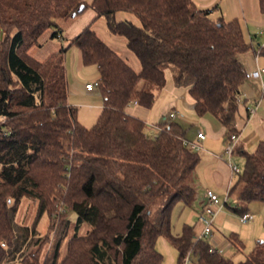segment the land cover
Wrapping results in <instances>:
<instances>
[{
	"label": "trees",
	"instance_id": "16d2710c",
	"mask_svg": "<svg viewBox=\"0 0 264 264\" xmlns=\"http://www.w3.org/2000/svg\"><path fill=\"white\" fill-rule=\"evenodd\" d=\"M81 6L80 14L91 9L94 19L66 48L43 61L28 54L46 31L62 39L60 23L80 15ZM258 7L264 14V0ZM216 8L199 9L192 0H0V264H161V237L175 247L178 264L188 254L197 264H264V241L234 263L210 253L212 244L199 240L194 226L183 224L173 234L175 207L191 208L195 199L199 150L188 147L179 123L161 121L148 135L145 124L126 112L133 102L151 109L169 70L174 86L187 88L196 116L212 115L227 138L238 135L246 80L240 58L258 52L264 64V46L248 41L237 19H212ZM119 13L139 25L118 21ZM100 18L110 35L124 41L139 71L92 29ZM71 47L83 66L99 73L102 109L89 128L68 103L65 52ZM232 156L243 164L227 194L233 207H225L240 217L250 203L264 202V141L252 152L237 146ZM24 199L37 203L31 227L15 222ZM64 208L75 221H52L57 236L40 261L32 250L46 240L35 225ZM229 241L241 249L235 235Z\"/></svg>",
	"mask_w": 264,
	"mask_h": 264
},
{
	"label": "crops",
	"instance_id": "0c3cea01",
	"mask_svg": "<svg viewBox=\"0 0 264 264\" xmlns=\"http://www.w3.org/2000/svg\"><path fill=\"white\" fill-rule=\"evenodd\" d=\"M192 1L199 9H213L218 6L219 2L218 0ZM239 1L243 9L242 11L245 14L244 20L246 22V30L243 25L242 28L245 30L246 39L250 41L251 38V42L254 44H264V14L259 11L258 0ZM248 8L252 10L247 15L245 12H247L246 9ZM249 26L252 28L254 26V32L251 33L248 30ZM82 30L76 27L74 33L71 31V33L67 34L68 40L64 44V48H66L69 42ZM108 35V39H111L113 43L121 47H126L124 41L119 42L114 39L117 41L114 42L113 38H111L112 35L109 33ZM107 46L110 47L109 45ZM110 48L116 50L114 47ZM126 60L128 62V59ZM240 60L245 72H251L255 69L253 54L251 52L241 56ZM258 66L264 68L262 59L261 62H258ZM65 69L68 80V103L78 109L77 118L79 123L89 128L95 123L101 112L102 98L97 89L88 92L85 86L90 82H96L99 73L94 66L82 65L80 52L74 47L67 48L65 52ZM185 101L186 104L184 103ZM185 105L190 108L191 112L194 114L192 119L185 118L183 113H181L180 109ZM193 107L194 102L188 95L187 88L175 87L170 71L166 70L165 86L157 95L156 101L151 109H144L138 105H132L126 109L128 115L138 118L145 124L146 133L148 135H150L151 132L154 133L155 127L161 121L177 122L176 120H178L181 126H187L188 124L197 126L198 131L196 134L202 133L205 135V139L201 143L202 149L198 151L201 156V162L195 171V199L191 208L182 204H178L175 207L172 216V226L174 224L173 217H175V222H177L180 216L185 214L188 209H191L193 216L197 218L205 203L206 191L210 190L220 198V194L226 195L227 188L231 187L236 179V176L231 175L228 158L223 153L227 138L225 128L222 127L219 121L212 115L206 114L201 117L196 116ZM249 109H255L254 113L250 114ZM170 113L176 114V117L174 119H169ZM236 128L239 131L238 147H241L246 152H252L260 141H264V75L260 80L246 79L240 88V102L238 103ZM196 134L189 137V139L186 137V139L194 141L196 139ZM233 157L235 156H232V162ZM199 232L200 226L198 231L194 226V233L196 236ZM211 242L212 246L222 251V254L226 251V244H230V241L225 243L219 237L214 236V233Z\"/></svg>",
	"mask_w": 264,
	"mask_h": 264
},
{
	"label": "rangeland",
	"instance_id": "374dc122",
	"mask_svg": "<svg viewBox=\"0 0 264 264\" xmlns=\"http://www.w3.org/2000/svg\"><path fill=\"white\" fill-rule=\"evenodd\" d=\"M217 9L214 11L212 19H218V17L223 18L224 21H231L237 19L241 25H243L244 29L246 30V22H245V14L243 13V9L241 8V3L239 0H218ZM86 3H90L91 0H85ZM252 9H246L247 15L250 13ZM94 18V13L91 9H86L82 14L77 15L76 17H72L60 23V28L62 30V39H51L50 34L51 31H46L39 39L40 46L34 47L29 50L28 54L33 57L37 61L45 60L49 55L58 51L61 47H64V44L67 42V34L75 32V28L79 27V29H84L87 27L92 19ZM118 21L128 20L131 21L135 25H139V21L129 14L119 13L116 16ZM82 27V28H81ZM92 29L95 33L110 47H114V51H116L126 62L128 59V64L130 67H133L135 71H139V63L137 59L127 50L126 47H121L108 39L109 35L107 33L105 21L100 18L98 19L93 25ZM253 28L249 26V31L252 33L254 32ZM244 30V31H245ZM113 40H117L119 42H123L121 38L111 36ZM114 42H117L115 41ZM112 45V46H111ZM261 62V59H259ZM136 67H135V66ZM135 67V68H134ZM93 83V82H90ZM187 100V97H186ZM186 104V101L184 102ZM181 113L185 118L194 117V114L191 112L190 108L186 105L181 107ZM178 123V120H176ZM183 126V125H182ZM186 131V137L189 139L192 135H195L198 131L197 126L188 124L187 126H183ZM153 135V132L150 133ZM189 141V140H188ZM227 161V159H226ZM233 163L238 166L239 171L242 170V160L238 157H233ZM235 178V177H234ZM221 203L226 200V196L224 194H220ZM230 207H233V198H230L227 201ZM157 207L159 204L156 205ZM248 213L251 215L250 221L246 225H242L239 222V217L237 214L233 213L228 207L222 205V210L217 214L214 222L212 231L214 236L219 237L225 243L229 242L232 235H235L240 244L242 245L241 249L238 250L237 247L226 244V251L223 252V255L226 258H229L234 263H239L245 260V258L253 251L255 245L258 242L264 241V202H252L247 207ZM36 211H37V203L32 200H22L19 204L17 212L15 214V222L20 226H28L31 227L34 223L36 218ZM55 217V218H54ZM66 218L70 221H75V215L71 214L64 209H60L52 216V220H47L45 216L41 217L37 224L35 225V229L37 231L38 236H44L46 243L41 247V249L34 248L32 252H37L39 254L40 261H43L45 256L51 251V247L53 246V242L57 236L55 233V227L50 228V224L54 220V224H58L60 219ZM48 221V222H47ZM173 226L172 232L174 235L180 233L181 226L183 224H188L191 226H195V229L198 231L199 224L197 218L193 216L192 210H186L185 214H182L177 222H175V217H173ZM85 231L84 227H82L78 233L83 234ZM71 229L68 231V235L64 238L61 247V256L64 253L66 241L71 236ZM212 243V242H210ZM156 250L162 255V262L161 264H178V254L176 252L175 247L167 242V240L163 237L159 238L156 243Z\"/></svg>",
	"mask_w": 264,
	"mask_h": 264
},
{
	"label": "built area",
	"instance_id": "2783aa9c",
	"mask_svg": "<svg viewBox=\"0 0 264 264\" xmlns=\"http://www.w3.org/2000/svg\"><path fill=\"white\" fill-rule=\"evenodd\" d=\"M262 46H264V44H261L260 47H262ZM259 59H260L259 53L256 52L253 55L255 69L251 72H245V78L246 79L260 80L261 77L264 75V68H260L258 66ZM85 89L88 92H91V91L97 89V81L93 82V83L86 84ZM239 100H240V98H238V101ZM132 105H136V103L133 102ZM254 111H255V109H249L250 114H253ZM175 117H176V114H174V113L169 114L170 119H174ZM155 130H159V128L155 127ZM204 139H205L204 134L197 133L196 139L194 141H186V143L191 150L198 151V150L202 149L201 143ZM238 143H239V136L237 134H230L228 136V138L226 139L224 151H223V153L228 158L229 168H230V172H231L232 176H236L237 173L239 172L238 166L232 162V155H233V152L235 151V149L237 148ZM229 189H230V187H228L226 190V195H225L226 200H224L223 203H221V200L219 199V197L215 193H213L210 190L206 191L205 203L203 205L201 212L197 216V221H198V224L200 226V232L197 235V238L199 240L211 242V239L213 236V231H212L213 222H214L217 214L222 210V205L225 206V202L227 203V201H228L227 194H228ZM250 219H251V215L249 213H245L239 217V222L242 225H245L250 221ZM215 252L222 253V251L220 249H216L213 246L210 249V253H215ZM183 264H197V262L191 258L190 254H188L186 256V258L184 259Z\"/></svg>",
	"mask_w": 264,
	"mask_h": 264
},
{
	"label": "water",
	"instance_id": "95a60500",
	"mask_svg": "<svg viewBox=\"0 0 264 264\" xmlns=\"http://www.w3.org/2000/svg\"><path fill=\"white\" fill-rule=\"evenodd\" d=\"M83 11V6H81L80 8H78V10H77V14H80L81 12ZM0 37H1V34H0Z\"/></svg>",
	"mask_w": 264,
	"mask_h": 264
}]
</instances>
